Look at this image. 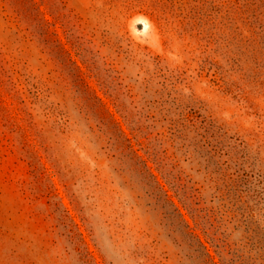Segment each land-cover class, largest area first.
<instances>
[{"label": "rangeland", "instance_id": "rangeland-1", "mask_svg": "<svg viewBox=\"0 0 264 264\" xmlns=\"http://www.w3.org/2000/svg\"><path fill=\"white\" fill-rule=\"evenodd\" d=\"M0 264H264V0H0Z\"/></svg>", "mask_w": 264, "mask_h": 264}]
</instances>
